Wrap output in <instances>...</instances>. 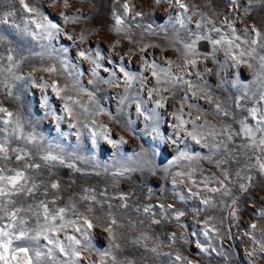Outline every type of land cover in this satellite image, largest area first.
<instances>
[{"label": "rangeland", "instance_id": "374dc122", "mask_svg": "<svg viewBox=\"0 0 264 264\" xmlns=\"http://www.w3.org/2000/svg\"><path fill=\"white\" fill-rule=\"evenodd\" d=\"M26 2L58 23L61 31L51 42L52 47L55 49L63 47L68 51L63 54L54 52L52 59L45 56L43 61L37 56H29L20 64L19 68L14 70L17 75L24 78L22 80H12L7 73L4 77H0L7 79L13 85L12 91L20 97L18 101L7 97V89H0V106L8 108L12 112H20L25 121L26 131L35 128L45 137L46 141L63 144L66 150L71 152L77 144L76 131L79 125L76 128L69 127V123L75 122L69 120L63 110L64 101L52 92L51 87L42 93L40 88L33 87L31 81L35 79L40 83L50 84L54 78L55 83L62 87V81L67 80L69 83H74L76 74L83 73L78 77L79 87L92 92L96 105L99 109H103V112L93 119L102 121L104 129L110 133L112 138L119 140L121 135L124 136L128 143L120 145L122 151L133 155L139 147L148 149L149 145L155 146L154 152H148L146 159L150 163L144 167L143 171L126 174L124 177L113 178L110 173L104 172L103 167L94 169L91 164L77 160L72 162L82 169V172H73L62 166L53 169L55 175L52 178L59 179L62 183L60 199L56 206H68L71 200L76 204V209L80 213L92 220L95 226L90 232L94 248L99 251L108 248V236L103 228L110 213L118 223L123 225L118 229L114 228V231L119 233L117 242L121 245L120 249L114 250V253L121 260H131L134 264H186V261L175 259L176 254L179 253L187 260H191L192 264H264V251H260L261 246L264 245V216L260 215L261 210L264 209V174H261L256 168L251 170L245 168L246 164L255 165L257 159L264 156L259 148H239L243 138L237 137L228 147L239 156V162L232 160L218 168L216 163H210L204 159L199 161L204 175L201 176L199 173L196 175L197 188L192 191H199L203 187L199 182L204 177H215L217 180H222V171L229 172L228 180L224 182L223 187L229 188L231 195L207 194L213 198V202L216 204L214 208L205 209V206L200 203L199 197L193 198L189 195L191 187L185 188L183 185L176 186V191L187 197L184 201H180L173 192L172 183L163 179L162 171L167 167L168 162L178 154L173 150L175 146H170L174 122L173 113L176 112V108H179L182 120L187 121L193 118L186 115L189 108L184 107L182 103H177L174 108L172 100H187L188 104L195 106L194 110L198 114H203L202 119L206 118L212 121L217 129L222 124H228L234 131L238 130L239 119H245L253 126L255 125V121L247 115L246 110L251 107L264 109V102H258L260 82L253 83L254 72L260 71L259 56L264 55V49L257 48L254 54L255 59L245 56L242 58L243 62L236 65L226 55L225 48L219 47V51H216L214 57L199 59L195 68L188 66V72L184 79L205 88L216 101L223 104L232 113V116L229 117L221 116L219 121L213 120L212 116L207 115L214 110V106L204 99L194 98L191 91H186L188 86L182 83L178 82L174 97H170L162 86H160L159 95L153 92L150 97L149 91L156 86V77L146 66L155 63L158 65V69H167L170 65L165 61L176 60L179 56L176 49L168 48L161 53V48L149 46L151 44H166L174 36L179 37L183 43L190 42L194 38V33H202L218 39L220 35L230 36V29L227 26L229 23L236 29V34L242 38L246 27L250 29L252 26H256L264 31V2H254L252 6H249L248 0H239V3L233 6L231 0H191V3L189 0H184L186 4L194 5L196 9L195 15L191 11L186 13L191 16V20H186L184 27L176 19L182 10L172 6L169 0H130V7L133 11L127 14H124L122 5L129 0H67V7L64 6V0H26ZM246 7L249 8L247 14L244 12ZM9 11L14 15L5 16ZM135 12H141L142 15L135 16ZM201 13L204 14V20H201ZM114 14L124 19L126 31L116 33L112 30L116 26ZM64 16L79 17V20L75 23H65ZM34 18L24 10L19 0H0V19H6L5 23L0 24V35L6 37V42L0 45V53L6 56L9 47L25 56L29 51H41L38 41L33 40L31 36L22 35L13 26L23 27L26 20ZM197 23H202L204 27L197 29ZM149 24L152 26L151 29L147 27ZM213 25L220 28V33L209 31ZM29 27L33 31H37L35 25H29ZM152 33H156V35ZM81 35L85 37L83 41L80 40ZM45 43L48 42L45 41ZM183 43L178 47L183 48ZM237 43L240 42L237 41ZM247 48L248 45L241 44L239 49L233 50L232 55H238L239 51H245ZM81 51H84L86 55H91L93 59H96V54L99 52L100 68L97 70L95 86L88 83L89 78H93L91 70L94 65L81 58L79 55ZM197 51L202 56L206 53L210 55L212 45L208 41H198ZM58 55L61 59L67 60L66 71L60 70L59 61L55 58ZM0 63L7 66L8 61L4 59ZM248 64H252L253 68H249ZM49 65L55 66L57 72L49 74L34 71L35 68ZM205 67L212 69V74L205 72ZM121 68L124 71H121ZM124 72H128L136 78L132 81V87L128 89V94L138 97V102H145L141 104V111L145 113V116L150 115L145 109L152 108L162 114L158 122V136L155 133L151 137L145 135V125L150 121L145 120L144 116L136 111L135 104H131L127 100L124 104L119 103L120 97L117 93L123 94ZM194 72L202 74V82L192 75ZM141 78H145L147 81L145 89H141L139 85ZM106 80H116L121 84V87L110 88L103 83ZM237 81L248 86L247 98L240 100L243 108L236 107L237 99L244 92L240 87L233 86ZM42 94L49 96L51 110L64 117L59 121V131H57L58 122L52 116H44V110L40 107ZM81 95L83 96L81 102L87 103L89 108L93 107L87 101V96ZM72 98L73 100L79 99L75 93ZM152 98L161 100L164 107L157 108L156 104L152 103ZM2 115L0 114V116ZM175 122L178 123V121ZM200 122L197 121V124ZM89 123L90 127L82 130L79 154L85 157L95 156L102 166L111 164L115 149L102 138H97V144L93 147L91 132L96 131V128L91 126V122ZM185 126L192 128L191 124ZM0 128H3L2 122H0ZM60 133L66 135L62 136ZM3 135L5 133L0 132V138ZM185 144L190 146L187 151L192 156L210 155L208 148L202 147L191 138L185 140ZM9 147L11 149L25 147V145L22 141L12 138ZM26 147L32 148V145ZM180 148L183 149L184 144H180ZM241 153H246V155H241ZM223 155L222 152L214 159H220ZM6 163L8 167L16 168L22 162H17L15 155L10 152V160ZM241 168H244V171L248 175L254 176L255 179L251 182L240 180L236 176V172ZM153 169L156 172L155 175L152 174ZM41 172L42 175L37 178V182L48 176L47 169H42ZM241 182L249 184L247 192L240 190ZM188 184L191 186V181H188ZM210 186L217 187L218 185L213 183ZM84 189H91V194L95 195L100 203L81 200L80 196L86 194ZM149 189L152 190L151 195ZM122 193L128 197L127 201H124L128 204L127 208L120 207L122 202L118 198H113ZM13 199L17 200L18 206L23 204L27 207L28 204H34L44 197L38 194L36 198L19 196L13 197ZM233 200L236 201L235 205H233ZM109 204L112 205L111 208H109ZM160 204L165 206L172 204L174 208L184 211L185 216L179 224L170 217L158 216L161 223L153 225L142 209L148 205L152 207L153 213L158 214L162 211L159 207ZM89 205L93 208L91 213L87 211ZM49 207L53 206L50 204ZM137 208H140L141 211L137 212ZM233 212L235 216L232 215ZM0 216H3V213H0ZM67 218L78 219L71 210L67 212ZM205 221H208L207 235H205ZM8 223L9 221L5 217L0 220V227L6 228ZM80 223L84 228L87 227L83 225L82 221ZM252 224L257 225L254 231L251 228ZM29 225L35 226L34 217L29 218ZM173 233L177 237L175 242L168 239ZM64 235L65 232L59 233V238L63 240ZM67 235H74L78 239L82 238L80 233L74 232L72 228L67 229ZM143 235H147L149 239L142 240ZM138 239H141L140 244L133 243ZM15 243L18 242H14V246ZM40 243L47 245V242L43 240ZM198 244L207 251H200L197 247ZM144 245H147V248ZM151 247H157L158 254L149 251L148 249ZM249 253L252 255L250 256ZM60 258L64 259L62 256ZM106 260L108 264H111L109 258ZM87 264H99V258L92 255Z\"/></svg>", "mask_w": 264, "mask_h": 264}, {"label": "snow or ice", "instance_id": "6c2138e0", "mask_svg": "<svg viewBox=\"0 0 264 264\" xmlns=\"http://www.w3.org/2000/svg\"><path fill=\"white\" fill-rule=\"evenodd\" d=\"M20 4L23 6L24 10L29 13L30 17H35L34 19H28L25 21L23 27L20 25H13L19 33L24 36H31L33 40L39 42V47L41 51L34 52L29 51L28 55L25 56L23 54L17 53L16 49L9 47L7 49V55L5 56L3 53H0V62L4 59H7L8 64L4 66L0 63V77H4L5 73L11 77L12 80H22L24 79L22 76H19L15 73V69L19 68L20 64L28 59L29 56H37L44 60L45 56L49 59H52V54L54 52H58L60 54L67 53V48H59L55 49L52 47V41L56 39L57 35L61 31L58 23L54 22L53 18H50L48 15L43 14L39 11L38 8L31 6L26 0H19ZM261 3L264 0H248L249 6H252L253 3ZM169 3L181 9V14L178 16L177 22L182 26L185 25L186 20H191V16L186 15L188 12H192L195 15V6H189L186 4L184 0H169ZM233 6H236L239 3V0H231ZM64 6H68L67 0H64ZM124 9V14H127L133 9L130 7V0L122 5ZM249 8H244L245 14H247ZM13 12L9 11L5 14V16H12ZM141 12H135V16H141ZM65 23H75L79 20V17H63ZM115 28L112 29L116 33H120L122 31H126L124 19L121 16L115 15ZM201 20H204V14L201 13ZM6 19H0V24L5 23ZM211 23V21H208ZM29 25H35L37 31H33ZM139 27V25H137ZM228 28L230 29L229 35H220L219 38H213L210 35H204L202 33H194V38L190 40V42H184L183 48L185 52V57H190L191 59H186V63L191 67L195 68L197 66L199 59H209L215 56L216 51L219 47H224L230 58L234 61L236 65H239L243 62L242 58L248 56L250 58L255 59V53L257 48L264 49V31L257 28L256 26H252L250 29H244V37L242 38L240 35L236 34V29L233 28L232 24L229 23ZM151 29V24L147 26ZM204 25L202 23H197L196 28L201 29ZM210 32L220 33V28L215 25L209 29ZM72 39V37H69ZM85 37L83 35L80 36V40L83 41ZM208 41L212 45L211 54H203L197 51V43L198 41ZM47 41L48 43H45ZM239 41L240 43H237ZM6 42V37L0 35V45H3ZM241 44L248 45L247 50L239 51L238 55H232L234 49H239ZM143 51V49H141ZM81 58L88 60L94 67L91 70V76L93 77L92 83L95 81V78L98 76L97 70L100 68V64L98 63L99 52L96 54V59H93L91 55H86L84 51L79 53ZM59 61L60 70H67V60L61 59L60 56L55 57ZM171 64V61H168ZM147 68L152 70L153 76L157 78V84H159V77L157 75L158 65L155 63L147 64ZM249 68H253L252 64H248ZM259 72H254V80L253 83L257 81L260 82L261 88H264V55L259 56ZM36 72H45L49 74H54L57 72V68L55 66L49 65L46 67L35 68ZM121 71H124L121 68ZM165 75L168 74V70L161 69ZM205 72L209 71L208 69H204ZM77 77L83 75V73H77ZM115 75V73H113ZM199 75V73H197ZM218 75V73H217ZM135 79L134 76L129 74L128 72H124V80L125 84H130L131 81ZM174 79H182V78H174ZM108 84L115 83L116 86H119V82L116 80H106L104 81ZM191 86L190 81H184ZM33 87H38L44 93L49 87H51L52 92L55 93L57 97L64 101L63 110L69 117L71 121L74 115L73 105L77 104L78 101L73 100V98L67 95V88L61 87L56 83H53L51 86L48 83H40L37 80L33 79L31 81ZM74 86H79V79L74 82ZM234 87H240L244 90L243 95L239 97L236 101L237 108H243V105L240 103V100L247 98V85L240 84L239 81L235 82ZM13 85L8 82L7 79L0 78V89H7L6 96L12 97L17 101L20 99L18 95H16L12 91ZM200 94H202L206 99H208L209 103H213V98L209 94V92L198 85L195 86ZM127 86L125 87V92H127ZM80 91L85 92L90 98H93V93L88 92L83 87H80ZM167 91V89H165ZM153 92L156 95H159L160 89L154 88L149 91V96L151 97ZM125 97L120 98V103L123 104ZM264 102V91H261L259 95V101ZM40 107L44 110V116H52L57 123V131H59V121L63 120L64 117L57 115L54 111L51 110V106L49 104V96L47 94H42L40 97ZM156 107L162 108L164 104L161 100H156ZM85 112L88 109H84ZM247 115L251 117L252 120L255 121V125L253 126L249 121L245 119H239V128L238 130H233L232 127L228 124H222L219 129L216 128L215 125H207L205 122L209 135L213 138L214 143L209 145H203L204 147H210V155L206 157L211 159L214 156H217L220 153H224V155L216 160V167L221 168L223 165L228 164L230 161L235 160L239 162V156L236 155L232 149L228 147L229 144L233 143L234 139L237 137L243 138V142L238 146L239 148L248 149V148H259L261 153H264V109L251 107L247 110ZM103 112V109H98L97 114ZM215 112L223 117L232 116V113L220 102H215ZM0 122L3 124V128H0V132L5 133V135L0 138V213H3V216H0V220L5 217L8 219L9 223L5 227H0V264H87V261H90L92 255H96L99 258V264H108L106 258H109L111 264H134L131 260H121L119 259L115 253V249H120L121 245L117 242L119 233L114 231V228L118 229L120 224L117 219L112 216L110 213L105 220V227L103 231L107 233L108 236V248L104 251H99L93 246L92 235L90 230L95 226L83 213H80L76 209V204L71 200L69 201V205L65 207H59L57 205V201L60 199V194L62 191V183L59 179H53L52 177L55 175L53 169L57 166L66 167L71 169L73 172H82V169L78 168L73 160L84 161L85 163L91 164V166L95 168H99L100 162L95 159V156H82L79 154L80 148V133H76L77 144L73 151L68 152L63 144L54 143L52 141H46L45 137L38 133L35 128H32L31 131L25 130V121L21 116L20 112H12L8 108L0 106ZM176 120L178 121L177 128H182L185 124V121L181 119L180 115H176ZM69 127L76 128V124L69 123ZM103 128V126H101ZM195 127V126H194ZM154 131H156L154 129ZM158 134V132H157ZM189 136L193 138V140L197 144L202 143V134L197 135L195 131L188 132ZM60 135L64 136L65 133H60ZM100 136L103 140L107 141L112 147H119L122 144H126L127 141L120 137L119 140L112 138L110 133L107 130L100 132L97 131L91 132V142L93 147L97 144V136ZM219 137V139H217ZM12 138H16L25 145V147H9L10 141ZM174 142V141H173ZM27 145H32V148H27ZM10 152L15 155V159L20 163L19 167L10 168L8 167L7 161L10 160ZM241 155H246V153H241ZM187 158L189 160H200L202 157L199 155L191 156L187 152H178L174 159L168 162L167 167L163 168L162 171L167 172L172 165L176 164L180 159ZM129 160L133 161L138 168H144L150 162L144 157L143 152H135ZM106 167V166H105ZM245 168L251 170L252 168H256L261 174H264V156L257 159L255 165L246 164ZM47 169L48 176L44 180H40L37 182V178L42 175L41 170ZM134 169L129 168L128 166H122L118 171L114 172V176H125L128 171ZM154 171V169H153ZM243 173V175H242ZM99 175V173H96ZM176 177H182L183 173L177 172L175 173ZM236 176L240 178L242 181L251 182L255 179L254 176L248 175L247 172L244 171V168H241L236 172ZM222 180H217L215 177H204L199 183L203 185V187L199 191H192V189L197 188V181L192 180L189 175V181H191V188L189 189V195L193 198L199 197L200 203L207 208H214L216 204L213 202V198L207 195L208 193L212 194H221L223 196L231 195L230 189L227 187H223L224 182L228 180L229 172L227 170L222 171ZM217 184V187H211V184ZM173 192L180 201H184L187 197H185L181 192L176 191V181L173 180ZM240 190L242 192H247L249 188L248 183L241 182L239 184ZM149 194L151 195L152 190L149 189ZM85 195H81L80 199L83 201H92L93 203H100L97 200L95 195H92L91 189H84ZM43 196L44 199H39L34 204H28L25 207L23 204H19L17 200H14L13 197H33L36 198L37 195ZM104 195V193H101ZM50 197V199H49ZM114 199L118 198L122 203L120 207L127 208L128 204L124 203L127 201L128 197L125 194H120L118 197H113ZM236 201L233 200V205H235ZM53 207H49V205ZM112 205L109 204V208ZM159 207L162 209L160 213H153V209L151 206H144L142 212L148 216L151 224L159 225L161 223L160 217H170L174 219L178 224L181 219L185 216V212L179 209L174 208L172 204H168L165 206L164 204H160ZM71 210L73 215L77 216L78 219H68L67 212ZM87 211L91 213L93 208L91 205L87 207ZM137 212H140L141 209L137 208ZM23 213V215H21ZM235 216V213H232ZM260 215L264 216V209L261 210ZM35 218V226L29 225V218ZM99 219V218H95ZM80 221H82L83 225L87 227L84 228ZM208 221H205V235L208 234ZM183 227L182 225H180ZM257 225L252 224L251 228L253 231L256 229ZM72 228L74 232L80 233L81 237L78 239L74 235H67V229ZM65 232L63 240L59 238V233ZM142 240H148L149 237L147 235H143L141 237ZM141 239L133 241L135 244H140ZM169 240L175 242L177 237L176 234L173 233L168 237ZM46 241L47 245H42L41 241ZM14 242L15 243L14 246ZM186 242V241H185ZM147 248V245H144ZM197 247L200 251L205 252L207 249L201 248L198 244ZM153 253H157V247H151L148 249ZM260 251H264V245L261 246ZM59 254V255H58ZM85 254H87L85 256ZM158 254V253H157ZM251 256L252 253H249ZM64 257L61 259L60 257ZM171 256V253H169ZM175 259L177 261H186V264H192L191 260H187L186 257L181 256L179 253L176 254Z\"/></svg>", "mask_w": 264, "mask_h": 264}, {"label": "clouds", "instance_id": "9594fccd", "mask_svg": "<svg viewBox=\"0 0 264 264\" xmlns=\"http://www.w3.org/2000/svg\"><path fill=\"white\" fill-rule=\"evenodd\" d=\"M189 3H191V0H189ZM152 34L156 35V33H152ZM181 43H183L182 40L179 37L174 36L166 44H151V45H149L150 47L161 48V53H163V51L168 49V48L176 49L179 52V56H177L176 60L171 61V64H169L168 61H165L166 64L170 65L167 69H164V70H168L167 75H165V73L162 72L161 69L156 70L157 75L159 77V84H157V78H156V86H154V88L158 87L160 89V86H162L164 91H165V89H167V91H165V92H168L170 97H174L176 95L175 90L178 87V82H179V83H182V84L188 86L186 91H191L192 96L194 98H196L197 100L204 99L207 102H209L208 99H206L203 95H201L198 92L197 88L195 87L197 85L196 83L191 82V86L187 83H184V81H188V80L184 79V76L188 72V66H189L186 63V59H191V58L190 57L186 58L184 48L178 47V45H180ZM217 51H219V49ZM225 53L228 56V58L231 59L230 55L227 54L226 49H225ZM161 58H163V57L161 56ZM205 69L209 70V71H207V73L212 74V69H209L207 67H205ZM148 70H151V69L149 68ZM197 73H199V72H194V73H192V75H195L197 77V80L202 82L203 81L202 74L199 73V75H197ZM58 75H59V73H58ZM174 78H182V79H174ZM77 79H78V77H76V80ZM92 80H93V78H89L88 83H89V81H92ZM53 83H55L54 78H53L52 83H50L49 85L51 86ZM103 83L108 85V87L113 88V89H118L121 87L120 83H119V86H116L115 83L108 84V83H105L104 81H103ZM89 84H92L95 86L97 84V81L95 80L94 82L89 83ZM139 85H140L141 89H145L147 87L146 79L141 78L139 80ZM126 86H127V89L131 88L132 87V81L130 84L126 85L125 80H124L123 81V89H124L123 94L117 93V95L120 98L125 97L124 103L127 100L129 103L135 104L136 105V111L138 113H140L141 116H144L145 120L150 121L149 124L145 125V135L151 137L155 133L158 136L159 135L158 122L160 121L162 114L157 112L155 108H152V109H145V111H147L150 114L148 116H145V113L141 111V104L145 103V102L144 101L138 102V97L130 96L128 94V90H127V92H125ZM62 87L67 88V95L72 97L73 93H75L79 97V99L75 100V101H78V103L73 105L74 115H73L72 121L75 122L74 124H76V127H77V125H79V127H77L76 133L79 132L80 137H81L82 130L90 127L89 122H91L92 127L96 128V131L98 134L100 132L104 131L105 129H104L103 122L93 119L95 116L98 115L97 111L99 109L98 105H96V103H95V97L93 96L94 99L90 98L85 92L80 91L79 86H74V83H69L67 80L62 81ZM258 90H259V93H261V91H264V88H261V85H260ZM81 94H84L87 96V101L89 103H91L93 105V107L89 108L87 103L81 102L83 100V96ZM171 102H172V105L174 108H176L177 103H182V105L184 107L189 108V112L186 115L193 117L192 119L185 121L184 126L182 128L178 129L176 127L178 123L175 122V121H177L175 117H176V115H180V109L176 108V112L173 113L174 122L172 124V136L170 137V146H175L173 149L174 151H176V152L183 151V152H187L189 154L187 149L190 146L188 144H185V140H187L189 138H191L193 140V138L187 134L188 132L195 131L198 136L202 134V136H203L202 143H201L202 147H204L203 145H209L210 146L211 144L214 143V140L209 135L208 128L205 124V122H207V125H214V124H212V121H210L206 118L202 119L203 114H198L197 111L194 110L195 106L188 104L187 100H183V101L172 100ZM215 102H216V100L213 98V103H210V104H212L214 106V110L212 112H209L207 115L212 116L213 120L219 121L221 115H219L215 112ZM119 103H120V99H119ZM152 103L156 104V100L154 98H152ZM84 109H88V111L85 112ZM197 121H201V122L199 124H197ZM186 124H191L192 128L186 127L185 126ZM101 126H103V128ZM154 129L156 131H154ZM157 132H158V134H157ZM181 134H183V136H181ZM120 137H123V139H124L123 135H121ZM97 138H100V136L98 135ZM125 141H127V140H125ZM127 143H128V141H127ZM180 144H184L183 149L180 148ZM113 148L115 149V151L112 155L111 164L100 166V167H103L105 173H110L113 178L124 177V176H114L113 175V173L118 171L122 166H128L129 168L134 169V170L128 171L126 174L135 173L138 171H143L144 168H138L133 161L129 160V157H131L132 155H128L127 153H124L122 151V149L120 148V146L119 147H113ZM205 148H208L210 151V147H205ZM154 150H155V146L149 145L148 149H145L144 147H139L136 152H143L144 157L146 158L148 156V152L149 151L154 152ZM206 157H209V155L202 157V159L207 160L210 163H216L217 159H214V157H216V156L212 157L211 159H208ZM200 160H189L187 158L180 159L176 164L172 165V167L169 168L167 172L163 171V173H164L163 179L165 181H170L171 183L173 182V180H175L176 186L183 185L185 188L192 187L188 184L189 175L191 176L192 180H195V177L198 173L201 176L204 175L203 169L199 163ZM177 172L183 173V176L182 177H176L175 173H177ZM152 174L153 175L156 174L155 170L152 172ZM120 227H123V225L120 224Z\"/></svg>", "mask_w": 264, "mask_h": 264}]
</instances>
